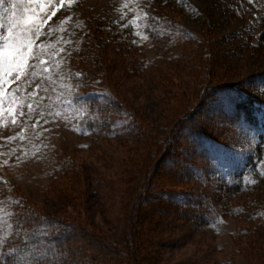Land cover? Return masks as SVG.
Returning <instances> with one entry per match:
<instances>
[{
    "label": "rangeland",
    "instance_id": "rangeland-1",
    "mask_svg": "<svg viewBox=\"0 0 264 264\" xmlns=\"http://www.w3.org/2000/svg\"><path fill=\"white\" fill-rule=\"evenodd\" d=\"M152 1L73 0L68 5L65 0L61 5L60 0H44L55 14L47 11V23L34 38V47L44 51L38 74L27 86L10 77L4 88L2 107L8 109V96L15 85H22L16 91L21 106L0 112V207L13 212L18 198L25 206L78 221L86 230L117 241V251L133 232L135 252H127L128 264H250L248 248L264 249V229L258 237L244 236L240 246L234 237L237 229L245 232L255 222L264 226V0H168L157 8ZM12 3L20 0H5L0 6V35L7 28L4 8L10 12ZM160 18L175 25L169 32L175 42L185 35L195 38L179 45L171 60L156 51L146 31ZM94 19L111 33L124 34L127 26L137 49L122 47L119 56L101 53L96 65L86 60L80 43L86 21L91 26ZM199 55L204 64L194 68ZM82 72L89 73L86 90L78 88L86 79L75 75ZM200 72L209 73L202 77L211 87L200 124L211 135L203 145L211 163L185 152L187 147L194 150L191 140L184 148L174 144L173 152L163 153L150 141L159 143L161 132H146L152 126L164 132L193 106V92L205 86L194 78ZM215 84L224 89L212 90ZM235 92L253 102L255 126L244 124L232 107ZM102 96L120 100L135 113L147 141L107 138L109 129L102 124L97 133L86 130L85 105L89 97ZM220 110L224 125L209 118ZM196 119L189 124L197 126ZM183 137L181 142L186 132ZM181 153L202 168L194 171L185 156L176 158ZM156 160L157 173L148 177ZM186 173H195L192 183L180 178ZM236 183L241 190L227 189ZM176 191L180 194L175 199L168 195ZM228 195L225 208L217 197ZM236 214H247V221ZM7 219L13 234L16 227ZM6 231L7 225L0 227V235Z\"/></svg>",
    "mask_w": 264,
    "mask_h": 264
},
{
    "label": "trees",
    "instance_id": "trees-1",
    "mask_svg": "<svg viewBox=\"0 0 264 264\" xmlns=\"http://www.w3.org/2000/svg\"><path fill=\"white\" fill-rule=\"evenodd\" d=\"M168 3V0H153L152 6H156L157 8V6H165ZM162 18H160L157 22L151 21L152 23L146 27V31L148 32L156 51L160 55L164 57L166 56L168 60H171L176 53V48L179 45L183 44V42H189V40L192 41L195 38L185 35L182 40L175 42L178 39L169 37V32H171V29H174L175 25H172L169 21ZM88 22L86 21V31L84 33L83 40L80 43V50H82L84 56H86V60H89L92 64L96 65L99 63L100 60L98 59L101 53L107 52L109 55L119 56L122 47L137 49L136 44L132 41L131 32L128 31L127 26H123L124 28H122L124 34H120V32L117 31L111 33L105 29L101 23H97V20H95V24H91V26L88 25ZM95 40H101L103 42L102 45L97 46ZM202 47L204 49L205 45L203 44ZM170 55L172 56L171 58ZM194 55L196 57L197 54ZM201 59L202 57L200 55L197 56L194 68L204 64ZM131 63L133 64V67L136 66V61ZM142 63L143 62L140 61V66H142ZM202 73L204 74L205 72L203 71ZM202 73L200 72L199 74L201 76H194L198 83L201 82V84L205 86H203V88L200 87L193 92L194 95H196L193 100V106L191 105L187 112L185 111V113L179 116L178 119L171 125H168L167 128L165 127L164 132L159 129H155L153 126L151 128H147L146 132L148 136H152L154 132L158 134L161 132L159 135L160 138L158 137L159 143L153 141L154 139H151L150 141L154 143L155 146L157 144L158 150L163 151V153L170 151L173 152L172 145L174 144H176L179 148H184L187 142H190L191 140V142H193L192 145L194 150L191 151L187 147L184 149L185 152L189 156H196L197 159L198 156L201 155L205 160L204 162L211 163L210 154H208L207 150L203 147L204 142L210 139L211 135L200 127V124H203L204 122H201L204 115L202 113H204V110L207 108L209 101H207V98L209 97L208 91L211 87L209 86V83L207 81L204 82L203 79V77H206L209 73L206 75H202ZM81 74V77L78 79L83 80L85 78L86 82L79 84L78 88L79 90H86V86H88L89 83V73L82 72ZM219 86L220 85L215 84V87L212 90L215 89L218 92L224 89L221 87L219 88ZM90 98L91 102L85 105L87 109L86 115L82 118V123L84 124L86 130L91 133H97V129L102 124L104 125L103 129H109L110 133L107 138H113L114 136L119 135V137H133L137 141L142 139L147 141L148 138L145 135L144 128L141 125L142 122L139 121V117L135 113L128 110L120 100L115 99L114 97L113 99H110L108 96L89 97V99ZM232 101V107L236 110V113L244 124L255 126L257 124V118L253 102L240 92L234 93ZM197 103L200 104V108H202L201 111L198 110L199 107L196 106ZM218 113L219 114L217 116L212 114L209 118L211 120H217L219 118L220 122L222 121L221 123L224 125L226 123L224 122L225 120H221L224 112L220 110ZM193 118H197L200 121L197 126L195 125V122H193L195 126L189 124L192 122ZM116 122L118 123L116 124ZM211 124L212 123H210V126ZM112 132L114 135L110 136ZM183 132L187 133L188 139H186V141L183 140L184 143L180 141V139H184ZM186 153H181L180 155H177L176 158L179 156H185L184 160H187L188 158L186 157ZM158 162L156 160L154 166L149 169L148 177H155L159 167ZM170 162H172L171 159ZM185 163H187V165L194 171L197 168H202L200 163L195 160V158L188 159ZM173 166L176 165L174 164ZM194 174L195 173L182 174L180 178H185V182L188 181L192 183L195 179ZM157 176L159 175L157 174ZM227 189H232V191L238 190L239 184L236 183V185H229L227 186ZM239 190H241V188ZM142 192L146 193V187ZM173 193L170 192L168 195L174 198V196L180 194L179 191ZM137 198L139 197L137 196ZM217 200L221 203V205L225 206V208L230 205L229 195L226 199L217 197ZM252 207L253 206H251V208ZM27 209L34 210V212L38 214L30 216L28 222L22 225L23 229L31 237V239L25 240V232H21L19 237L16 236L15 232L8 236L6 238L7 243L4 244L3 250L0 253V264H128L126 262L127 252L129 254L130 252H135V236L133 232V235L130 234L131 237L129 238L122 235V237L125 238L121 243V248L123 250L120 249L121 251H117V241L108 237H101V235L95 234L91 228L86 230L87 228L81 225L78 221L70 219L63 220L54 215L44 214L27 204L26 206L23 205V209L19 205H15L13 212L21 214ZM244 216L247 217V214ZM244 216L236 214V217H240V220L245 222L247 219ZM11 218L16 227L17 216L13 215ZM250 221L252 220L250 219ZM255 224L256 225L252 229L245 232H243L240 228L237 229L234 237V239H236L234 242H236L235 244L237 246L244 244V240H242L244 236H250L251 238L255 235L258 237V235L263 234V232H259L264 229L263 223L258 224L255 222ZM25 244L28 246L25 247ZM124 245L125 249L123 247ZM12 249H16V251L13 252L11 251ZM248 249L249 251L246 256L250 264H264V249H253L252 247H249Z\"/></svg>",
    "mask_w": 264,
    "mask_h": 264
},
{
    "label": "snow or ice",
    "instance_id": "snow-or-ice-1",
    "mask_svg": "<svg viewBox=\"0 0 264 264\" xmlns=\"http://www.w3.org/2000/svg\"><path fill=\"white\" fill-rule=\"evenodd\" d=\"M51 2L52 0H48L49 4ZM64 2L65 0H60L61 5H64ZM4 3L5 0H0V6H3ZM72 3L73 0H67L68 5ZM34 4L35 7H33ZM10 7V12L8 8H4V12L9 13L7 28L6 33L0 35V112L7 111L9 113L14 110L12 106H21L17 105L16 91H19L22 85H15L14 90L8 96L6 101L10 106L8 109L2 107L5 103L3 99L5 96L4 88L11 82L10 77L14 78L15 81H23V86H27L31 79L38 74L36 69L42 63L40 57L44 55V51L43 47H34V38L41 34L43 24L47 23L46 20H43V16L47 14V11H52L55 14V8H48L44 0H20L19 4L12 3ZM37 9L40 15H37ZM48 19L50 20L51 17L49 16ZM0 27H3V25L0 24ZM75 75L80 76L82 74L76 73ZM20 114L23 115L22 112ZM12 119L15 122L14 116ZM261 175H264V171L261 172ZM13 204L20 205L23 209V203L18 198L13 200ZM13 215L17 216L15 234L19 237L21 232H25L22 225L28 222L30 216L38 214L31 209L16 214L11 211L6 212L3 207H0V227L7 225L8 228V231L0 235V244L7 243L6 237L11 235L13 228L7 218ZM24 238L25 240L31 239L26 232ZM24 246L27 247L28 245L25 244ZM11 251L15 252L16 249Z\"/></svg>",
    "mask_w": 264,
    "mask_h": 264
}]
</instances>
